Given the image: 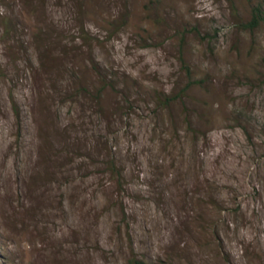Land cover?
<instances>
[{
    "label": "rangeland",
    "instance_id": "rangeland-1",
    "mask_svg": "<svg viewBox=\"0 0 264 264\" xmlns=\"http://www.w3.org/2000/svg\"><path fill=\"white\" fill-rule=\"evenodd\" d=\"M135 257L264 264V0H0V264Z\"/></svg>",
    "mask_w": 264,
    "mask_h": 264
},
{
    "label": "trees",
    "instance_id": "trees-1",
    "mask_svg": "<svg viewBox=\"0 0 264 264\" xmlns=\"http://www.w3.org/2000/svg\"><path fill=\"white\" fill-rule=\"evenodd\" d=\"M261 19H262V16H261L260 12L256 11L255 15L253 17V21L251 22V25L252 26L257 25L260 22ZM129 264H152V263H148V262H146L144 260H141V259H138L137 257H135V258H132L129 261Z\"/></svg>",
    "mask_w": 264,
    "mask_h": 264
}]
</instances>
